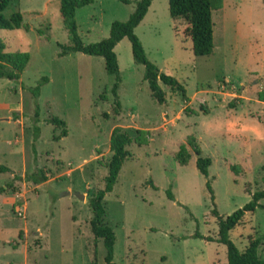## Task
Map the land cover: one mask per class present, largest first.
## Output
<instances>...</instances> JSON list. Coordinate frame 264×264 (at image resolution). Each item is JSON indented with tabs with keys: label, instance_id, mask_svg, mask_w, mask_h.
<instances>
[{
	"label": "rangeland",
	"instance_id": "1",
	"mask_svg": "<svg viewBox=\"0 0 264 264\" xmlns=\"http://www.w3.org/2000/svg\"><path fill=\"white\" fill-rule=\"evenodd\" d=\"M124 1L91 0L77 9L81 42L97 43L112 22L126 21L136 0ZM58 6L59 0H10L3 12L22 18L20 29L0 30L4 52L29 59L17 81L0 80V167L6 169L0 187L13 188L0 194V264H104L101 241L89 230L88 198L103 188L113 129L131 137L142 131L144 144L127 147L131 158L101 202L103 224L114 234L112 262L226 264L224 246L193 235L215 238L212 209L228 216L264 189V0H221L211 13L212 51L204 57L192 55L187 25L169 18L167 0H151L133 34L146 59L182 86L184 98L158 83L164 101L156 104L122 39L113 48L118 108L114 78L101 58L58 56L67 43ZM42 77L34 96L30 89ZM188 137L210 159L207 178L191 152L185 166L174 162ZM37 170L47 179L33 185L26 177ZM258 203L264 207V199ZM228 237L239 252L258 240L264 258V210L246 213Z\"/></svg>",
	"mask_w": 264,
	"mask_h": 264
},
{
	"label": "trees",
	"instance_id": "2",
	"mask_svg": "<svg viewBox=\"0 0 264 264\" xmlns=\"http://www.w3.org/2000/svg\"><path fill=\"white\" fill-rule=\"evenodd\" d=\"M125 2L124 0H118ZM10 0H0V30H18L22 27V18L19 12H13L5 17L3 12L9 5ZM151 0H136L132 13L124 22L114 21L110 24L106 38L97 43L83 44L76 32L74 20L75 11L81 7L87 6L91 0H59L58 13L61 24L67 34V43L59 45L58 56L62 57L71 53H79L86 56L98 57L103 60L104 72L114 78L111 88L115 108H118L116 89L120 82L118 67L113 48L122 39H126L130 45L131 58L134 64L143 67L142 80L146 83L152 100L160 105L164 101V94L161 92L158 83L167 86L169 89L177 92L184 98L182 86L173 78L160 73L156 67L150 63L143 52L140 42L133 34V30L145 16ZM221 0H167V12L172 21L181 20L187 27L185 32L190 39V49L194 57H204L210 55L212 51V11L219 9ZM29 56L25 52H4L3 45L0 44V80L17 81L20 74L28 63ZM46 82L42 77L38 84L30 89V92L37 96L39 87ZM231 106V105H230ZM50 124L56 127H63L64 123L56 118L48 120ZM38 134L37 128L34 130V138ZM60 137L65 136V132H60ZM131 144L141 146L144 144L142 131H138L135 137L129 136L125 132L113 129L108 138V150L110 158L106 163V175L103 179V188L88 198V206L91 211L89 221V230L94 241H101L104 251L103 263L114 264L113 244L114 234L107 225L103 224L104 209L102 206L103 197L110 193L115 183L116 177L124 162L131 158L127 150ZM190 152L196 156L194 166L196 171L207 178V169L210 166V159L201 157L200 151L196 147L194 140L188 137L184 144L178 146L174 154V162L179 166H185L190 160ZM6 169L0 167V172ZM47 179L45 173L37 170L26 177V180L33 185H39ZM205 188L212 201V191L209 181L205 182ZM12 188L8 183L0 187V194ZM167 197L171 199V194L167 191ZM264 199V189L253 193L249 202L244 204L240 209L235 210L230 215L219 216L215 209L212 213L216 221V237H202L195 233L194 238L202 239L205 242H214L225 247L226 264H264V258L257 255L258 240L250 241L244 251L239 252L234 244L230 241L228 233L241 221L246 213H252L255 209L264 210L259 205V201Z\"/></svg>",
	"mask_w": 264,
	"mask_h": 264
},
{
	"label": "water",
	"instance_id": "3",
	"mask_svg": "<svg viewBox=\"0 0 264 264\" xmlns=\"http://www.w3.org/2000/svg\"><path fill=\"white\" fill-rule=\"evenodd\" d=\"M81 198V196H79V199Z\"/></svg>",
	"mask_w": 264,
	"mask_h": 264
}]
</instances>
